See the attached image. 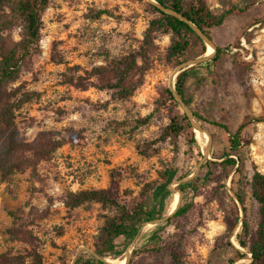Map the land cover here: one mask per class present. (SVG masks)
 Returning a JSON list of instances; mask_svg holds the SVG:
<instances>
[{
  "label": "rangeland",
  "instance_id": "rangeland-1",
  "mask_svg": "<svg viewBox=\"0 0 264 264\" xmlns=\"http://www.w3.org/2000/svg\"><path fill=\"white\" fill-rule=\"evenodd\" d=\"M207 1L217 13L252 4L246 14L230 16L221 28L211 32L214 44L224 53L222 67L215 69L208 60L192 71L189 79L192 114L197 112L205 120L226 124L235 131L247 115L264 117V0ZM149 4V0H54L45 13L42 52L14 85L33 94L17 112L16 123L27 143L43 138L51 140V147L53 143L59 147L22 173L4 177L0 172V257L6 253L29 257L36 250L45 264H73L78 250L87 248L92 252H82L107 264L123 260L126 264H211L218 246L230 241L240 248L236 236L245 216L256 224L249 191L245 198L247 215L233 192H214L223 183L230 189L233 176L224 180L219 166L211 173L205 165L207 161L220 162L212 155L213 135L223 139L221 146L227 145L216 126L194 117L211 137L206 160L195 129L197 145H191L187 134L176 141L161 140L176 110L165 90L175 91L179 76L175 75L177 67L166 59L169 36L157 37L144 84L126 101L116 100L108 91L82 90L65 83V76L74 74L70 68H78V75L86 76V71L112 59L139 52L152 17ZM13 37L20 40V29ZM243 136L248 161L264 173V122L248 128ZM171 164L174 173L162 180V172ZM113 172L119 175L123 202L141 201L148 195L155 210L163 204L164 218L172 202L163 194L169 191L173 199L177 193L179 209L188 208L179 229L173 225L158 227L154 221L145 223L136 238L116 241L117 256L100 258L95 253L96 242L111 211L99 204L71 209L65 197L108 188ZM190 173L200 176L195 185L199 195H194L191 186L183 199L178 182ZM209 178V186L204 187ZM231 198L240 221L228 235L227 220L235 216ZM13 214L19 218L17 224ZM16 226L32 234L28 244L12 234ZM159 234L165 252H148L147 243ZM169 248L175 250L177 260L170 256ZM231 256L227 251L221 254L226 262Z\"/></svg>",
  "mask_w": 264,
  "mask_h": 264
},
{
  "label": "trees",
  "instance_id": "trees-1",
  "mask_svg": "<svg viewBox=\"0 0 264 264\" xmlns=\"http://www.w3.org/2000/svg\"><path fill=\"white\" fill-rule=\"evenodd\" d=\"M53 1L0 0V172L4 177L22 173L28 168L35 167L41 161L46 160L54 149L59 147L54 143L51 147V140L43 138L31 144L24 140L17 127V112L33 99V94L23 90L22 87H14L24 70L42 52L43 17ZM155 1L165 9L187 19L212 42V30L221 28L230 16L246 14L252 6V4L244 7L231 6L217 13L211 9L207 0ZM149 7L152 17L149 20L148 29L144 34L139 52L126 55L120 59H112L104 66L86 71V76L78 75V68H70L69 70L74 74L65 76V83L82 90L96 88L108 91L113 93L116 100L126 101L144 84L145 75L153 63V56L156 52L155 41L158 36L170 37L171 43L167 50L166 59L176 67L206 55L208 51L206 42L189 23L175 15L162 11L153 4H149ZM256 21L260 22V19ZM18 29H20V40H15L13 32ZM214 45L216 54L208 62L212 63L215 69H219L222 67L224 53L221 47ZM202 64L204 65V63ZM202 64L193 66L177 77L175 92L190 108L192 104L189 91L190 75ZM197 83L201 85L202 81ZM165 93L176 110L170 118L169 125L165 128L161 140L170 138L176 141L179 136L187 134L190 137L191 145H197L191 119L185 112L181 111V106L176 101L173 91L166 89ZM193 116L198 121L216 126L227 140V145L221 146L224 144L223 139L212 136V155L214 159L220 162L207 161L205 165L211 173H213L214 166H219L222 169L224 180H227L233 174L232 186L229 189L223 183L221 186L214 188V192L218 193L220 189H223L227 195H229L228 192H233L247 215L245 198L246 191H249L257 217L255 225L250 223L247 216L242 220L240 232L236 236L240 248H236L230 241L218 246L211 258V264H237L240 260L248 258L247 262L238 264H264V173L248 161L249 158L246 154V145L248 144L245 143L243 136L248 128L263 123L264 117L247 115L236 130L232 131L228 125L209 122L197 112H194ZM174 171V165H169L161 174L162 180H168ZM190 175L191 173L185 177ZM199 179L200 176L197 175L177 187L183 199H185L191 186L194 187L192 189L194 195H199L195 186ZM210 179L205 181L204 187H207L211 181ZM163 195L165 199H170V202H172L169 191ZM143 196L141 201L123 202L120 199V178L116 172H113L108 188L70 193L65 197V204L71 209L99 204L111 211V214L105 217L95 248V253L100 258H109L117 256L116 241L118 239L122 237L134 239L139 236L145 223L164 218L163 204L160 205L158 210H155L150 204L148 195ZM231 199L235 207V216L234 219L227 220L228 235L234 231L240 221L238 207L234 199ZM187 211L188 208L179 209L163 224H158V227L173 225L176 229H179L181 217ZM13 216L17 224L19 218L16 214H13ZM12 234L16 237L20 236L21 241L27 244L32 239V234L23 230L22 226H16ZM162 241V234L154 235L145 249L152 253H164L166 248ZM223 251L232 254L227 262L221 257ZM245 251L250 253V257ZM134 253H137V250ZM169 254L173 259H178L173 248H169ZM0 264H45V262L41 254L35 250L31 252L29 257L21 254H3L0 257ZM62 264L67 263L63 262ZM75 264L107 263L87 252H82Z\"/></svg>",
  "mask_w": 264,
  "mask_h": 264
},
{
  "label": "water",
  "instance_id": "water-1",
  "mask_svg": "<svg viewBox=\"0 0 264 264\" xmlns=\"http://www.w3.org/2000/svg\"><path fill=\"white\" fill-rule=\"evenodd\" d=\"M149 2H150V4H153V5L157 6L158 8H160L162 11L167 12V13H170L172 15H175V16L179 17L181 20L189 23L193 27V29L196 31V33L206 42V44L208 46L209 45L212 46L214 48V50H215L214 54H212L211 56H207V54H206L202 58H199L197 60L190 61V62H185V63L181 64L180 66H178L176 68L175 75H179L180 73H182V72H184V71L192 68L195 65H198V64H202V63L207 62L208 60H210L216 54V47H215L214 43L210 39H208L199 28H197L195 25H193L191 22H189L187 19L183 18L182 16L178 15L177 13L165 9L164 7H162L161 5H159L155 0H149ZM173 95H174L176 101L179 103V105L183 108L184 112L191 119V123H192L194 129L198 128L200 131H202V132L204 131L205 132L204 128L201 125H199L198 123H196V121L194 120V116H193V114H192L189 106L183 101V99L175 91H173ZM210 140H211V137H210ZM210 151H211V144L209 146V149H208L207 154H204V160L207 159V155L210 153ZM201 166H202V163L199 165L198 170L201 168ZM193 177H194V174L192 176L188 177V178H185V179L181 180L178 183L179 184H182V183L187 182L188 180L192 179ZM179 194H181V193L179 192ZM180 200H181V198H180ZM178 209H179V205L176 208V210H174L173 212L169 213V215L166 218L156 220V221L153 222V224L154 225H158V224H160L162 222H165L166 220H168L169 218H171L178 211ZM84 249H86L89 252H92L90 249L81 248L80 250H78L76 256L74 257L73 264H75L78 256L80 255V253Z\"/></svg>",
  "mask_w": 264,
  "mask_h": 264
},
{
  "label": "bare ground",
  "instance_id": "bare-ground-1",
  "mask_svg": "<svg viewBox=\"0 0 264 264\" xmlns=\"http://www.w3.org/2000/svg\"><path fill=\"white\" fill-rule=\"evenodd\" d=\"M214 52H215L214 48L209 45L208 46V51H207V56H211L212 54H214ZM195 130H196V137H197L198 143L204 149V153L207 154L209 146H210V143H211L210 135H209L208 132H206V131L202 132L198 128H196ZM176 194L177 193H175L173 195L172 203H171V206H170V213L173 212L174 210H176V208L178 207V205L180 203L179 202V196H178V194L177 195ZM234 244H237V243H234ZM130 252H131V250L128 252V254H130ZM126 263L127 262L125 260H123V261H121L119 263H116V264H126Z\"/></svg>",
  "mask_w": 264,
  "mask_h": 264
}]
</instances>
